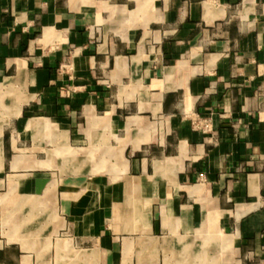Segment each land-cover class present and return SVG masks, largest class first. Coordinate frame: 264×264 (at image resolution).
Listing matches in <instances>:
<instances>
[{
	"label": "crops",
	"instance_id": "obj_1",
	"mask_svg": "<svg viewBox=\"0 0 264 264\" xmlns=\"http://www.w3.org/2000/svg\"><path fill=\"white\" fill-rule=\"evenodd\" d=\"M54 254L264 264V0H0V264Z\"/></svg>",
	"mask_w": 264,
	"mask_h": 264
},
{
	"label": "rangeland",
	"instance_id": "obj_2",
	"mask_svg": "<svg viewBox=\"0 0 264 264\" xmlns=\"http://www.w3.org/2000/svg\"><path fill=\"white\" fill-rule=\"evenodd\" d=\"M62 237L61 233H59L58 238ZM39 242V241H38ZM59 242V241H58ZM55 247V241L52 244ZM86 257L80 256H71V257H63L61 255H52L51 257H47V264H84V263H93V261H89ZM39 264H44V262H39Z\"/></svg>",
	"mask_w": 264,
	"mask_h": 264
}]
</instances>
